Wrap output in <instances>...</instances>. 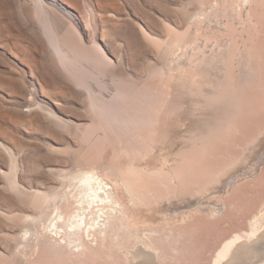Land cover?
<instances>
[{"label":"rangeland","instance_id":"rangeland-1","mask_svg":"<svg viewBox=\"0 0 264 264\" xmlns=\"http://www.w3.org/2000/svg\"><path fill=\"white\" fill-rule=\"evenodd\" d=\"M41 1L0 0V264H71L46 230L58 206L73 210L63 194L83 169L159 199L132 205L117 188L126 208L101 238L85 234L81 264H143L125 255L141 235L153 264H211L218 244L246 238L264 204V62L250 35L259 66L243 80L249 33L233 0ZM44 16L77 67L49 45Z\"/></svg>","mask_w":264,"mask_h":264},{"label":"bare ground","instance_id":"bare-ground-1","mask_svg":"<svg viewBox=\"0 0 264 264\" xmlns=\"http://www.w3.org/2000/svg\"><path fill=\"white\" fill-rule=\"evenodd\" d=\"M230 3H232V4L231 5L229 4L230 7L229 6L228 7L231 8L230 9V10H232L231 12L234 11V12L237 13V14H235L233 12V14H235V17L238 18L241 22H243V26H245L247 28L248 31L247 32L245 31V32L247 34L249 33L248 34L249 37H247L248 41H245V39L243 40V41L246 42V44H245V42H244V44L243 43L241 44V45H243V56L242 57H244L243 58L244 59V64H243L242 72H243V80L245 81L246 79L252 78L254 76L255 70L259 66L257 64L258 66H256V68L254 69V67H253L254 64L252 65L251 61H250V60H252L251 59L252 55H251L250 49H251V44H253V43L249 42L250 39H252V38H250L251 36L255 38L254 41H260L261 42L260 46H261L262 50L261 49H259V50H261L262 53H259V56H257V57H259L261 60L263 59L262 62H264V38H263L264 36H262V35H264L263 34L264 33V31H263V27H264V25H263L264 24V15H263L264 14V0H233ZM216 6L218 7V4H216V3L213 4L211 6L210 10L213 9V8L217 9ZM39 7H40V9L45 10L44 9V4L42 3L41 0H39ZM243 7L247 8L246 9V16H241V14H242L241 12H242ZM87 9H88V7H87ZM224 9H226V8L224 7ZM257 10H259V13L261 14V16L260 15L259 16L256 15V13H257L256 11ZM227 11L225 10L226 13H227ZM208 12H211V11H208ZM46 13H44V14H46ZM254 13H255L256 16L254 15ZM90 14H91V12L89 13V15ZM206 15H207V11L203 10L201 13H199L196 16L201 17V16H206ZM236 15H238V16H236ZM224 16H225V14H224ZM199 17H196V18H198L200 20ZM44 18H45V16H44ZM47 18H45V20H46V22H45V33H46V35L48 37L47 40H49V42H48L49 45L53 47V49L55 50L56 55L58 56V58H60L62 63L65 64L64 65L65 67H67L68 65H71V64L75 65V63H77L79 61L78 60L76 61L71 56L72 53H71L70 57H67L64 54V53H70V52L68 50H66V49H68V47H65L63 45V43L61 41V38L59 37L58 27L56 26L57 24L53 22L51 17L49 18V16H47ZM93 20H94V18H93L92 15L88 16L87 19H85V21H87V24L90 25V26H92V24H93L92 21ZM241 22H239V23L241 24ZM69 24H71V23H69ZM227 26L229 27V24ZM225 28H226V26H225ZM240 28H242V27H240ZM95 30H97V29H95ZM241 30H243V29H241ZM240 36H243V35H240ZM238 38H240V37H238ZM173 41H176V40L174 39ZM243 41L241 40L240 42H243ZM247 42H249L250 44L247 43ZM95 43H97V42H95ZM236 49H238V48H236ZM234 51H237V50H234ZM236 53L234 52V54H236ZM238 54H239V52H238ZM239 57L241 58V56H239ZM260 59L258 60V62L260 61ZM75 67H77V65H75ZM75 70H76V68L73 71H75ZM86 170L84 171V169H83V171H80V172H78L76 174H73V175H71L69 177V184H68V187H67L69 189V191L66 190L68 193H66V195H65V193L63 194L64 197L65 196L67 197V200L68 199L71 200L69 205H71L73 210L71 211V209H70L69 210L70 212L68 211V213H67L68 215L67 214L63 215V214H61L62 210L60 211L61 213H59V211H58L59 206H58L57 207L58 209L56 210L57 211L56 215L53 216L50 219V223H48V226L46 225L47 226V230H46L47 232H50V234L54 235L55 237L58 236L61 240L64 241L65 244H64L63 248L66 250L68 261H70L71 264H81V263H83V262H81L82 260L80 261V259H81L80 257L86 251L90 250V248L93 249L92 244H91L93 241H89L88 240V242H85L86 241V240H84V239H86L85 238V234L88 237V239H89V237H93L94 239H97L98 237L101 238V236H103V233H105V228L107 229V224H108V220L110 219V217L112 218V216L114 214L120 213L121 209L125 206V203L123 204L118 199L119 198V197H117L118 195H116V193H117L116 189L117 188H120L122 192L127 194V196L129 197V203H131L132 205H136V204L137 205L138 204L142 205L145 202H148V200H149L148 198H150V197L152 198V200L154 202H157L158 199H159V196L156 195L157 193L155 194L156 189H154L155 192L154 191L153 192L147 191V192H150V195L146 196L148 194L145 195V194L139 192L138 190H134L131 187V184H129L128 181H125V179H124L125 177H123L120 174L119 175L117 174V176L115 175V177H116V178H114L115 180L112 178L111 182H109L104 177L105 175L102 176L101 173L98 172V170L97 171L95 169L94 170H90V171H86ZM108 171H109V169H108ZM165 181H167V179ZM160 182H161V180H160ZM168 188H170V187H168ZM51 201H53V200H51ZM262 201H261V203H262ZM51 206H52V204H51ZM45 207H46V205H45ZM48 207H50V206H48ZM71 207L68 206V208H71ZM125 208H126V206H125ZM258 208H259V206H258ZM256 211H257V213H255L254 215L251 216V218H250L251 220L249 219V221H250V223H249L250 224L249 232L246 235L243 233L245 235V236L244 235L243 236L244 237L247 236V237L243 238V237L234 235V237L231 236L232 238L227 240L226 238L230 237V235L235 232V231H232V233L230 235H227V237L225 238L227 241L225 239H223V240H225V242L222 240L223 244L221 243L222 245L220 244V246L217 243L219 251L215 250V251H218V252H215L216 255L214 256L211 264H264V204L258 210L256 209ZM125 215L127 216L126 212H125ZM247 222H248V220H247ZM59 223H62L61 225H63L64 227L60 226ZM115 225H116V223H115ZM244 230H242V232H246ZM61 231L63 232V234H64V236L66 238H63L62 236H59L61 234ZM75 231H79L80 234L77 235L75 233ZM144 232L142 230L140 231V233H144ZM23 234H25V236H26L27 233H23ZM238 234H239V232H238ZM136 235H137V233H136ZM21 236H24V235H21ZM241 236H242V233H241ZM140 237L139 236L136 237L137 241H134V242H137V245H138V243H140V241H141L140 245L143 242V244H142L143 248H140V249H138V250H136L134 252H128L125 255L127 256L128 259H131L132 261H135V262H139V263L142 262L143 264H146V263L147 264H153V258H150L149 254H148L149 252L148 253L145 252V249H150L151 251H153L155 253H157V249L154 248L153 246H151L149 244V242L148 243H146V242L144 243V241ZM21 238H22V242H23V238H24V242L23 243H24V247L26 248L30 244L31 239L29 241V238H26V239H25V237H21ZM125 242H126V239H125ZM132 244H134V243H132ZM132 244L130 246H132ZM33 245H35V244H33ZM24 247H23V249H24ZM77 250H78V252H76ZM26 251H27V248H26ZM52 252H53V250H52ZM107 253H108V251H107ZM86 254H88V253L86 252ZM24 255H25V253H24ZM65 255H66V253H65ZM103 256H106V255H103ZM211 256H213V251H212V255ZM84 257H82V258H84ZM121 257H122V255H121ZM95 258H97V257H95ZM106 259H108V258H106ZM28 260L29 259H27V261ZM85 260H86V258H85ZM86 262L87 261H85L84 264H86ZM209 262H210V260H209Z\"/></svg>","mask_w":264,"mask_h":264}]
</instances>
